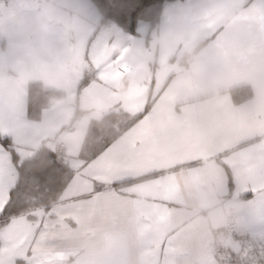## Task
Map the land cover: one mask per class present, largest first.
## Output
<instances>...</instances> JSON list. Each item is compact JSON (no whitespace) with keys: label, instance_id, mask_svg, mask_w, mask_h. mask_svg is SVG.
<instances>
[{"label":"crops","instance_id":"0c3cea01","mask_svg":"<svg viewBox=\"0 0 264 264\" xmlns=\"http://www.w3.org/2000/svg\"><path fill=\"white\" fill-rule=\"evenodd\" d=\"M151 31L146 57L91 0L0 5V138L19 160L62 145L72 174L49 211L68 229L66 264L100 207L123 209L140 264H215L229 211L243 236L264 234V0L165 2ZM31 85L61 96L40 107ZM242 85L252 97L236 105L227 91ZM0 161L16 183L1 143Z\"/></svg>","mask_w":264,"mask_h":264},{"label":"trees","instance_id":"16d2710c","mask_svg":"<svg viewBox=\"0 0 264 264\" xmlns=\"http://www.w3.org/2000/svg\"><path fill=\"white\" fill-rule=\"evenodd\" d=\"M181 0H91L100 15V24H115L126 34H136L138 24L144 22L148 25V30L156 29L159 24L160 14L165 2ZM85 83V79L79 85ZM80 87L78 89H80ZM232 102L236 105L241 104L252 97V89L249 85L237 86L227 91ZM61 94L40 90L36 85H31L30 100L40 107L48 106L52 100L60 97ZM151 100L147 103L144 111L150 106ZM141 114L132 117L129 122L137 119ZM127 124L124 125L126 127ZM92 127V126H91ZM89 128V131L91 129ZM7 141L3 143V141ZM0 143L9 152L11 162L15 166L17 173L16 184L23 190L19 195L20 199L28 205L24 214L39 208H45L40 203L42 198H46L47 204L52 206L59 202V197L71 177V169L66 163V159L58 158L55 148L51 151L45 148L37 151L31 158L19 160L18 155L11 147L8 138L1 139ZM54 157V160L52 159ZM157 175L149 174L138 180L147 179ZM229 177V186L230 176ZM133 181H124L109 187H119ZM97 190L102 188L96 187ZM1 227V226H0Z\"/></svg>","mask_w":264,"mask_h":264},{"label":"snow or ice","instance_id":"6c2138e0","mask_svg":"<svg viewBox=\"0 0 264 264\" xmlns=\"http://www.w3.org/2000/svg\"><path fill=\"white\" fill-rule=\"evenodd\" d=\"M4 168L0 161V226L4 229L0 231V246L6 253L0 255V264H66L70 241L67 227L56 219L55 212L49 211L46 198L40 203L45 206L47 218L30 220L24 214L28 205L19 195L23 190L10 172L3 175ZM228 264L235 262L229 260Z\"/></svg>","mask_w":264,"mask_h":264},{"label":"clouds","instance_id":"9594fccd","mask_svg":"<svg viewBox=\"0 0 264 264\" xmlns=\"http://www.w3.org/2000/svg\"><path fill=\"white\" fill-rule=\"evenodd\" d=\"M120 206L97 208L82 221V229L91 235L81 239L74 248V264H140L141 240L134 226L121 223ZM248 225L242 218L233 221V229L243 235ZM217 238L223 237L217 231Z\"/></svg>","mask_w":264,"mask_h":264},{"label":"built area","instance_id":"2783aa9c","mask_svg":"<svg viewBox=\"0 0 264 264\" xmlns=\"http://www.w3.org/2000/svg\"><path fill=\"white\" fill-rule=\"evenodd\" d=\"M9 0H0V5L8 3ZM55 154L58 158H63L64 151L62 145L55 147ZM233 214L229 211L226 225L227 237L216 239L210 246V253L215 264H228L229 260L235 264H260L264 259V234L254 236H243L233 229Z\"/></svg>","mask_w":264,"mask_h":264},{"label":"rangeland","instance_id":"374dc122","mask_svg":"<svg viewBox=\"0 0 264 264\" xmlns=\"http://www.w3.org/2000/svg\"><path fill=\"white\" fill-rule=\"evenodd\" d=\"M125 35H128V34H125ZM149 35H150V37H149ZM149 35H148V25L144 22H140L138 24L136 34H135V41H136V46H137L136 53L137 54H142V55H145L146 57H152L153 56L154 51H155L153 32H152V34H149ZM130 42L131 43L133 42L132 38H131ZM144 59L148 60V58H144Z\"/></svg>","mask_w":264,"mask_h":264}]
</instances>
